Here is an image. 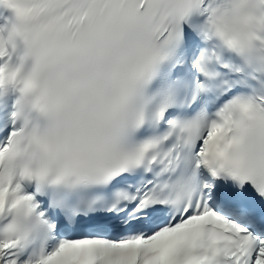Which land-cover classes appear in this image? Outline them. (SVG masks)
<instances>
[{
	"label": "snow or ice",
	"instance_id": "6c2138e0",
	"mask_svg": "<svg viewBox=\"0 0 264 264\" xmlns=\"http://www.w3.org/2000/svg\"><path fill=\"white\" fill-rule=\"evenodd\" d=\"M0 264H264V0H0Z\"/></svg>",
	"mask_w": 264,
	"mask_h": 264
}]
</instances>
